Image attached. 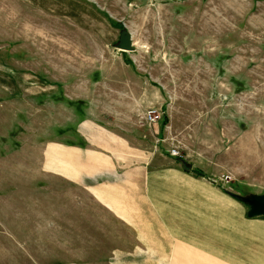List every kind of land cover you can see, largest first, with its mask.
I'll use <instances>...</instances> for the list:
<instances>
[{"label": "rangeland", "instance_id": "obj_1", "mask_svg": "<svg viewBox=\"0 0 264 264\" xmlns=\"http://www.w3.org/2000/svg\"><path fill=\"white\" fill-rule=\"evenodd\" d=\"M122 30L132 36L137 69L162 93L158 109L146 108L158 120L140 124L163 164L177 157L227 176L220 184L231 190L264 186V0H0V264L186 257L138 245L129 220L62 176L77 166L49 146L70 112L59 94L44 95L43 80L59 79L66 63H86L91 46H117Z\"/></svg>", "mask_w": 264, "mask_h": 264}, {"label": "crops", "instance_id": "obj_2", "mask_svg": "<svg viewBox=\"0 0 264 264\" xmlns=\"http://www.w3.org/2000/svg\"><path fill=\"white\" fill-rule=\"evenodd\" d=\"M97 16L117 29L108 16ZM132 47L91 46L86 63H66L68 71L59 79L43 80L44 95L51 100L59 94L70 112L65 128L49 138V146H58L78 168L61 171L62 176L129 220L138 245L186 256L174 263L264 264V213H251L249 201L264 197V186L241 183L245 191L231 190L220 184L227 179L191 165L187 170L176 157L163 164L160 145L142 139L148 130L140 124L147 107L162 105V93L137 69L133 41ZM150 129L161 135L159 123ZM96 190L103 191V198L95 196Z\"/></svg>", "mask_w": 264, "mask_h": 264}, {"label": "water", "instance_id": "obj_3", "mask_svg": "<svg viewBox=\"0 0 264 264\" xmlns=\"http://www.w3.org/2000/svg\"><path fill=\"white\" fill-rule=\"evenodd\" d=\"M117 47L122 50L133 49L132 41H131V34L128 31L126 30L121 31L120 36H119V42L117 43ZM182 167L189 170L190 164L183 161ZM249 201L254 204V207L252 208L251 213H254V214L264 213V197H261L259 199L249 200Z\"/></svg>", "mask_w": 264, "mask_h": 264}, {"label": "built area", "instance_id": "obj_4", "mask_svg": "<svg viewBox=\"0 0 264 264\" xmlns=\"http://www.w3.org/2000/svg\"><path fill=\"white\" fill-rule=\"evenodd\" d=\"M158 118H159V114L156 113V111H154V110H149L145 114V119L150 123L156 122L158 120ZM226 178H227V176H226ZM226 178L224 177V179H226Z\"/></svg>", "mask_w": 264, "mask_h": 264}, {"label": "trees", "instance_id": "obj_5", "mask_svg": "<svg viewBox=\"0 0 264 264\" xmlns=\"http://www.w3.org/2000/svg\"><path fill=\"white\" fill-rule=\"evenodd\" d=\"M177 158V157H176ZM178 159V158H177ZM178 160H181V159H178ZM197 174L201 175V171H196Z\"/></svg>", "mask_w": 264, "mask_h": 264}]
</instances>
